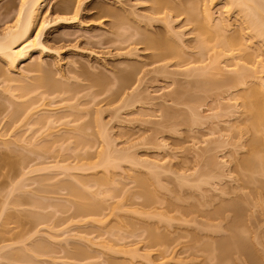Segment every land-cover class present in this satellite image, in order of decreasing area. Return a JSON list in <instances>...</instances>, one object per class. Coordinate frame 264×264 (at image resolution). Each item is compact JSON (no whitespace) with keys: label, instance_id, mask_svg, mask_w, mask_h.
I'll return each instance as SVG.
<instances>
[{"label":"rangeland","instance_id":"1","mask_svg":"<svg viewBox=\"0 0 264 264\" xmlns=\"http://www.w3.org/2000/svg\"><path fill=\"white\" fill-rule=\"evenodd\" d=\"M94 1L98 4L96 9L90 8L80 14L84 26L71 19L72 22H60L47 31L51 37L48 46L64 48L61 52L65 50L60 64H55L59 58L44 57L52 78L60 82L70 79L75 83L74 77L80 79L77 74L83 73V81L76 83L79 85L76 98L55 94L42 99L38 92L24 96V91L16 86L22 83H13L15 86L8 89L9 82L5 83L4 76L0 75V245H7L0 252V264H177L179 259L188 264L196 263L201 259V252L197 253L198 259L190 261V251L181 253L183 246L198 242V239L226 242L225 237L231 234L229 222L239 211L244 214L243 223L249 237H257V243L264 245V186L256 194V187L242 180L243 175L248 174L247 170L238 168V161L249 149L250 137L245 131L248 116L238 95L251 86L249 83L253 84L252 78L246 79L249 81L246 87L238 86L236 81L231 82L234 86L230 83L233 87H226V83L221 86L220 79L222 75H237V71L236 75L233 71L238 67L233 64L235 60L242 65L251 64L257 55L264 59L263 38L244 33L245 25L237 14L238 8L228 9L226 0H214L210 6L215 20L229 18L231 23L225 37L232 38L231 34L240 33L233 36L238 37L234 46L238 59L223 54L218 56V47L222 48L218 44L222 40L219 36L217 38L221 40H216L219 46L214 48L212 35H204L207 41H203L202 46L194 25L181 14L172 27L182 33L181 40L174 36L182 47V57L160 61L152 56L153 49H145V44L136 45L132 41L138 42L141 35H130L141 30L139 26L147 24L143 18L152 14L149 0ZM202 2L197 0V5L203 7ZM20 3L21 0H0V31L13 22ZM48 4L54 7L51 11L54 18L74 16L72 7L63 0H50ZM117 14H122L121 19H117ZM117 20L124 21L123 25ZM116 24L119 29H115ZM153 25L152 28L146 26L153 31L169 32L162 21ZM116 31H119L117 35ZM61 35L64 40L53 41L54 36ZM128 37L132 39L130 42ZM125 39L128 41L124 42ZM240 43L243 44L241 47ZM78 45L82 50L74 48ZM198 45L203 47L201 52ZM135 46L139 49L136 55H127V51ZM91 50L97 55L90 56ZM120 52L125 54L119 55ZM145 62L148 63L144 65ZM91 64L97 71L92 70ZM209 64L228 70L225 74L215 72L216 76L210 71L216 82H220L215 84L212 80V86L207 85V79L211 81L212 75L207 74L211 76L209 79L201 73ZM160 66H165L166 70L157 72ZM88 73H97L98 80L104 83L90 87L93 80H98ZM39 75V72L32 73L27 82H33ZM122 92H131L135 98L132 96L127 104L122 100ZM120 95L122 99H119ZM30 97L37 100L32 112L50 110L61 118L52 126L44 127L35 122L30 124L25 114L20 119V115L12 117L15 106ZM98 109H102L99 116L107 124L113 149L121 155L136 157L143 172H147L149 161H157L162 166L159 171L165 168L166 172L162 171L159 177L165 182L166 189L158 191V196L165 199L157 198L163 203L156 201L157 204L152 205L146 201L144 204L146 198L135 178L138 172L131 171L124 160L118 168L110 167L108 176H103L106 171L102 167H90L99 160V150L104 143L102 131L93 121ZM194 110L197 116L193 114ZM179 113L189 120L186 117L188 121L181 123ZM81 128L84 130L80 131ZM57 137L64 138L55 144L49 142ZM80 138L95 145L91 148L79 144ZM78 166L91 169L79 170L75 168ZM89 173H95L96 177H90L88 194L101 200L106 209L98 215L93 212L76 215L73 203L76 198L65 185L75 184L82 188L78 180L82 179L87 185L85 175ZM182 174L184 179L188 175L184 183V179L179 178ZM98 176L103 177L98 179ZM180 181L181 185L178 184ZM191 206L193 211L199 208L204 214L205 211L215 213V218L211 215L213 225L218 223L221 227L215 231L212 228L202 230L201 220L205 222L207 218L199 211L198 215L195 211L190 212ZM113 208L116 214L112 212ZM217 211L222 215L220 218ZM147 212L152 218L145 215ZM194 215L200 223H183L187 221L185 218L195 219ZM225 215L228 218H223ZM145 220L147 224L158 223L151 226H158L161 238L151 240L152 227L146 225ZM77 248H83L82 253H85L78 254Z\"/></svg>","mask_w":264,"mask_h":264},{"label":"bare ground","instance_id":"2","mask_svg":"<svg viewBox=\"0 0 264 264\" xmlns=\"http://www.w3.org/2000/svg\"><path fill=\"white\" fill-rule=\"evenodd\" d=\"M49 1L50 0H21V3L17 9L16 15L14 16L13 22L11 24L7 25L6 28H4V30L0 31V75H2V77L4 76L5 83L9 82L8 84L10 86H8V89H12L13 86H15L13 83H22V84L16 85V86H17V88H19V90L24 91V94H23L24 96L38 92L37 95H39L40 98H42V99H45L46 96H52L55 94H58V95L67 94L68 99H73V98L77 97V93L79 92V90H78L79 85H77L76 83L79 84L81 81H83V80H81L82 79L81 75L83 73L80 75L77 74L80 77V79L78 77H74L76 80L74 78H71V79H74L75 83H72L71 82L72 80L70 81V79L68 80V82H63V81L60 82V81L55 80V78L54 79L52 78L53 76H52V74H49V72H48L49 71L47 69L48 63L44 60V57H46V56H52L53 57L54 56L57 59L59 58L55 64H60L59 62H61V60H63L62 53L65 50H62V52H61V49H64V48H61V49L58 48L57 49V48H53V47L48 46L47 43L50 41L51 37L47 34L48 33L47 31H49V28H51L53 26H57L60 22L66 23V22H69V20L71 22H72V20L77 21L79 24L83 25L82 24L83 22L80 19V16H81L80 14H82V12H84L85 10L90 9V8L96 9L98 7V4L94 0H63L64 2L68 3V5H70V7H72L73 12H74V14H73L74 16H72V18H69V17H55L54 18L51 16V13H52L51 11L54 9V7L50 6L48 4ZM146 1H148V0H146ZM149 1L151 2L152 14L147 15V16L144 15V17H146V18H143V20L145 19V22L147 23L146 25H149L152 28L154 26L153 25L154 22L162 21L165 23L169 32L164 33L161 31H153V30H150V27H148L146 25H145V27L139 26V28L141 29V30H139V29H137L138 28V26H137V28H136L137 32L132 33L130 35H141V40L138 39L140 42L139 41L137 42V40L134 41V39L133 40L130 39V38H132V36H130V38L128 37L127 39L132 40L133 42H135V44L136 43L137 44H140V43L145 44L146 45V48L144 47L145 49H153L155 51V53L152 56L155 57L157 60L163 61L168 57H170V58L182 57V55H181V54H183L182 53V47H181L179 42L175 41V37L180 39V36L182 35V33L174 30L175 28L172 27L173 26L172 23L175 22L179 18V16H181V14H185L186 15L185 20L194 25L196 35H197V40L202 46L204 45L203 41H204V43H206V41H207L205 39L204 35H206V37L209 35L210 36L212 35V37H210V39L212 38L211 41H214L215 44H216V40H217V42L219 40H221V39H219L221 37L222 40L219 41L220 43H218V44L220 46H222V48L218 47V49H220V50H218L219 52L217 51L218 56L223 54L225 56H228V57L231 56V58L236 57L235 59H238L237 56L235 55L236 52H235V47H234L235 45H237L236 42H238L237 41L238 37L237 36L233 37V36L234 35H240V33L239 34H231V35H233L232 38H230V36L225 37V35H228L226 32L229 30L231 23H230L229 18H224V19L220 18L217 21L215 20L216 18L214 17L213 12H212L213 8L211 9V6H210L214 2V0H202L203 2L201 5L203 7H201V6L199 7L197 5L198 4L197 0H180V1H178V0H149ZM198 1H201V0H198ZM226 3H227V6H229L228 9H231V8H238L239 9L237 14H238V16H240L239 18L242 19L243 24L245 25L243 29H245L246 32H244V33H249L250 35H253L255 38L256 37H260L261 39L263 38V41H264V0H226ZM46 8H47V10L45 11V14H44V9H46ZM201 8H202V10H201ZM132 14H133V12H132ZM117 15H118V16H116L117 19L118 20L121 19L122 14H120V15L117 14ZM126 18L124 19V21L126 20ZM122 20H123V17H122ZM124 21L121 22L122 24L119 21L118 22L122 26ZM118 25L116 24L117 28H115V29H119L120 26L118 27ZM118 32L116 31V35L118 34ZM113 33L115 34V31ZM122 34L120 33V35H122ZM162 35H172V36L171 37H163ZM213 35H215L214 38H213ZM69 36H68V38L67 37L66 38L69 39ZM217 36H219V38H217ZM172 37H174V38H172ZM215 37H216V39H215ZM227 37H229V38H227ZM52 39H53V37H52ZM55 40H57V41L61 40L62 41V40H64V36L63 35H61V37L60 36H58V37L54 36L53 41H55ZM128 40L125 39V41L124 40L123 41L127 42ZM130 40H129V42H130ZM65 41H67V40H65ZM100 41H97V42L100 43ZM132 41L130 44H132ZM215 44H214V48L219 46L218 44H216V46H215ZM201 45H198V47L200 48V52L203 50V47H201ZM242 45L243 44L240 43V47ZM74 48L82 50V48L79 45L75 46ZM138 50H139L138 47L135 46L133 48H130L126 54L127 55H133V54L136 55V53H137L136 51H138ZM93 51L94 50L90 51L91 52L89 54L90 56L91 55L94 56L95 54L97 55V52H95V51L93 52ZM84 53H86V52H84ZM118 54L122 55L125 53L120 52ZM2 63L5 65L4 67H3ZM147 63L148 62H145V64L144 63L143 64L146 65ZM154 63H155V60H154ZM149 64H150V62H149ZM233 64L236 67L238 66L237 68H235L233 70L234 73L237 71V75H236V73H235L236 76H234V77H229V76L226 77L225 75H222V77L220 78L221 79V86H222V83H223V85L226 83V87H230L232 85L234 86V83L232 84L231 82L236 81L235 83L238 82V84H239L238 86L243 84V86L245 85V87H246L247 82H249V81H247L248 80L247 78H250V77L252 78L251 80L253 83V84L249 83V85H251V86H247L249 88H245L244 92H242V91H241L242 93L240 92V94H242V95H238L239 97L241 96L240 99L242 98L240 100V102L242 101V103H240V104L244 107L246 115L248 116V118H246L247 122L245 121V123H246L245 129H247L245 131H246V133H248V136H250V137L248 138V142H247V143H249V144H247V145H249L248 146L249 149L247 151V154L244 155L243 158L241 157L242 158V159L240 158L241 160L238 159L239 161L238 160L237 161L239 162L238 168L241 171L244 169L245 172L247 170V173H248V174H246L245 172H243L245 174L243 175L244 177L242 180L244 181V183L246 182V184L250 183L249 186L253 185L254 187H256V189H257V190L255 189L256 191L254 190V187H252V189H253V191L256 192V194H258L257 191L260 189V187L264 186V179H263L264 178V59H261L260 56L257 55L255 58L252 59L251 64L249 63V64L239 65V60L233 61ZM210 65L211 64L207 65L208 69L203 68V69H205V70L202 69V71L204 73L202 71H201V73L205 74V75L210 73L209 75H212V73L214 72V75L216 76L217 73L221 74L219 72H223L222 74H225L224 71H228L227 69L223 70V68H221L222 69L221 70L220 67L217 68L218 65L216 66V64L213 65V67ZM89 66L92 67V64ZM89 66H88V68L91 69V67H89ZM138 67H136L135 69L139 70ZM164 68L166 70L165 66H160L159 68L157 67L156 70H157V72L160 71L161 69H162V71H165ZM95 69H93V67H92L93 71L94 70L97 71V68H95ZM206 70H207V73H206ZM36 72H39L40 75L38 77H35L33 79V82H27V80L31 77V74L36 73ZM215 72H217V73H215ZM75 74H76V71H75ZM92 74L90 75V73H88V75H90L92 77L94 76L97 80L99 79L97 77L98 76L97 73H95V74L92 73ZM209 75H207V76L210 79L211 76H209ZM85 80H86V78H85ZM87 80H89V78ZM212 80H215L213 75H212L211 81H208V79H207V82H208L207 85L212 86V84L214 83V81H212ZM93 81H92V83H90V85H89L90 87L97 86V85L104 83V81H100V80H98V82L100 81L101 83H98L95 81L93 82ZM218 83H220V82L219 81L216 82V80H215V84H218ZM40 89H42V90L39 92ZM101 93H103V92H100L99 94H101ZM130 93H127V94H126V92L123 93L122 97H124V99L121 98V95H122L121 94L119 96V99L121 98L126 103L127 102L130 103L129 102L130 99H133L132 96H134ZM180 93H181V91H180ZM180 93H178V94H180ZM99 94H97V95H99ZM180 95L182 97L183 93H181ZM30 98H28L29 100H27L23 103H19L17 106H15V109L12 110V114H13V115L11 114L12 117L16 116V115L17 116L20 115V117L18 118V119H20L21 116L23 114H25L27 120L31 122L30 124L35 122L37 125L41 124V126H42V124H43L44 127L45 126H48V127L52 126L58 119L61 118V117L59 118L58 115H54V113H50L51 112L50 110H45V109L41 110L40 109L41 111L36 110V111L32 112L33 105H35V103H36L35 101H37V100H32L34 98H31V99ZM134 98H135V96H134ZM182 99H183V97H182ZM177 100H179V98ZM0 101H1L0 103H2V100H0ZM126 103H125V105H126ZM232 105H234V104H232ZM232 105L230 104V106H232ZM22 109L23 110L25 109L24 113L22 112L23 111ZM101 110L102 109H98V111H96V115H95L96 117L93 119V121H95V125H97L100 128V130L102 131L101 133H102V136L104 138V140H103L104 143L101 144V149L99 150V155H98L99 160L96 161L90 167L92 169H94V167L95 168L96 167H102L104 169V171H106V173H104L103 176H108L107 173H110V167H113L114 169H116L119 167L120 161H123V160L126 161L128 163V166H129L128 168L131 171L139 173V174L137 173L138 177L135 176V178L137 180L138 187L142 188L143 195H142V193H141V195L146 198L144 204H146V201H147V204H149V203L152 205L157 204L156 201L160 202L159 201L160 199H157L160 196V194L158 196V193H160L158 191H160L162 188L166 189V187L164 186L165 182L163 180H161L162 177H159L160 174L161 175L163 174L162 171H165L164 170L165 168L163 170L159 171L160 169H162V166L157 161H149L150 164L147 167L148 170H147V172L144 171L145 172L144 173L143 171H141V169H139V167H140L139 165L141 164V162H139L136 159V157H133L131 154L121 155L118 153V150L113 149V144L109 140V136H108L107 124L104 123L103 119H101V117L99 116L102 114ZM39 112H40V114H39ZM196 112L194 110L193 114H196V116H197L198 113H196ZM169 113H168V115H169ZM36 114H37V117L35 118ZM174 114L175 113H173V115ZM180 114L181 113L178 114L180 116V117L179 116L178 117L182 118V120L181 119L177 120L178 123L180 120H181V123L183 120L185 122H187L189 120L187 116L186 117L188 120L185 119L186 118V117H184L185 114H182L183 116H181ZM178 117H177V119H178ZM100 120H101V122H100ZM82 129L84 130V128H81L80 131H82ZM50 133L51 132H49L48 134L50 135ZM59 138L58 137L54 138V139L50 140L49 142L51 144H55V141L59 142L64 137H62V138L59 137ZM33 139H34V137L32 138V141H33ZM80 142H81V144H84V145L89 146L91 148L95 145L94 142H91V141L85 140V139H81V140L77 141V143H79V144H80ZM238 162L236 165H238ZM66 167L67 166H65V168ZM75 168L76 169L80 168L79 170L82 169L84 171L89 169L87 167L84 168L81 166H78ZM241 171H240V173H242ZM98 173L97 174L94 173V174L97 176ZM94 174L89 173V174L85 175L86 178L88 177V179H87L88 184L87 185L82 183L83 182L82 179L78 180L80 182V184H82V188L75 185V184H68V185L66 184L65 185L68 189H70L69 190L70 194H72L76 198L75 202H73L75 205L74 210L76 212V215L79 213V215L84 216L85 214H89L92 212L98 215V213L100 214V212L102 211L103 208H104L103 209L104 211L106 209L104 207V205H102L103 202L101 200H98L96 197L91 198L90 194H88L91 191L90 190L91 186L89 184V181H91L90 177L91 178L96 177ZM242 174H241V176H242ZM126 175H127V173H126ZM182 175H183V177H182ZM182 175L180 177L179 176L178 177L181 179H184V174H182ZM103 176H101L100 178H102ZM187 176L188 175H185L186 178H187ZM97 178L100 179L99 176ZM97 178H95V179H97ZM186 178L182 181V183H184ZM178 184L181 185V181ZM178 184H177V186L179 188ZM84 185H85V187H84ZM242 185H244V184H242ZM260 190H259V192H260ZM91 193L94 194L93 192H91ZM155 197H156V199H155ZM159 198L163 199V197H159ZM166 198H168V197H166ZM161 202H162V200H161ZM161 202H160V204H161ZM167 203H169V202H167ZM152 205H146V206L151 207ZM194 206H195V208L197 207V205H194ZM187 209H189V208L187 207ZM193 209L194 208L192 207L191 208L192 211L191 210H189V211L192 213H194V211H195V212H197L196 214L198 215V211L200 209L197 208L198 211H196V209L193 211ZM114 210H115V208H113L112 212L114 214H116ZM134 212H136V211H134ZM190 212H188V213H190ZM206 212L207 211H205V214H204V211H202V213L199 211L200 214H204V216L202 215V217L207 218V221H205V222H203V220H201V224L204 227V228H202V230L212 228V230L215 231L218 228H220L221 224H218V223L215 224L214 223V225H213L212 219H213V216L215 213L211 214L212 213L211 211H210L211 213H209V212L206 213ZM218 213L220 214V212L217 211V214ZM241 213H243V212L239 211V213L236 215V217L232 218L231 221L229 222L231 234L229 236L225 237V239L227 240L226 242L222 241V240H220V242L219 241H211V240H207V241L205 240L204 241V239L203 240L201 239L202 241H200V239H198V242L200 241L199 243L197 241H195L194 243L189 244L188 246H183L184 250L181 251V253L190 251V254L192 256L190 261H193V260L198 259L197 253L201 252V259L198 262H196L197 264H259L261 262H263V264H264V245L263 244L260 245V243L259 244L257 243V239H258L257 237H255L256 239L252 236L249 237V232L246 230V227L243 223L244 217H242V216H244V214H241ZM148 214H149V216L152 215L148 212L145 213V215H148ZM153 214L156 215L155 213H153ZM219 214H218V217L220 218V216H222V215L221 214L219 215ZM157 215H159V214H157ZM211 215H213V216H211ZM196 217L197 216H195V219L189 218L191 221L186 219V218H185V220H187L186 222L183 221L184 218L181 219V221H183V223H185L186 225L191 224V223H196V221L198 220V218L196 219ZM218 217H216V218H218ZM149 218H152V217L150 216ZM214 218H215V216H214ZM223 218L226 219L228 217L225 215ZM198 223H200V220ZM145 224L148 225L149 223L147 224V221H146ZM151 224H152V226L154 224H155L154 226H156V224L158 225V223H156V222L155 223L151 222L149 224L150 228L152 227ZM180 224H182V222ZM157 228H158V226L156 228L152 227L150 229L151 234L149 237L151 238L152 241L158 240L162 236L159 234V230ZM152 229H154V230H152ZM6 246H7L6 244L0 245V252ZM76 250L81 251V252L78 251V254H80V253L84 254L85 253V252L82 253L84 250L83 248L82 249L77 248ZM196 263H190V264H196ZM177 264H188V262L184 261V259H179Z\"/></svg>","mask_w":264,"mask_h":264}]
</instances>
